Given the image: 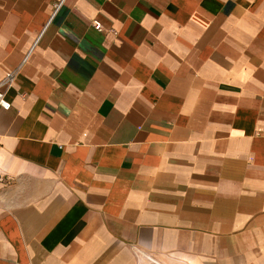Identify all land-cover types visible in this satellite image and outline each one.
<instances>
[{
	"label": "crops",
	"instance_id": "1",
	"mask_svg": "<svg viewBox=\"0 0 264 264\" xmlns=\"http://www.w3.org/2000/svg\"><path fill=\"white\" fill-rule=\"evenodd\" d=\"M18 67L0 264H264V0H0Z\"/></svg>",
	"mask_w": 264,
	"mask_h": 264
},
{
	"label": "built area",
	"instance_id": "2",
	"mask_svg": "<svg viewBox=\"0 0 264 264\" xmlns=\"http://www.w3.org/2000/svg\"><path fill=\"white\" fill-rule=\"evenodd\" d=\"M60 5L61 3L56 6L55 12L58 10ZM93 24L97 30H102L103 24L99 19L93 20ZM28 56L24 59L23 62L27 60ZM20 67L8 70L3 80L0 82V108L2 109L9 110L12 107L11 101L7 98V91L16 84Z\"/></svg>",
	"mask_w": 264,
	"mask_h": 264
},
{
	"label": "rangeland",
	"instance_id": "3",
	"mask_svg": "<svg viewBox=\"0 0 264 264\" xmlns=\"http://www.w3.org/2000/svg\"><path fill=\"white\" fill-rule=\"evenodd\" d=\"M145 263L146 264H164L163 262H158L153 258H147V257H146Z\"/></svg>",
	"mask_w": 264,
	"mask_h": 264
}]
</instances>
